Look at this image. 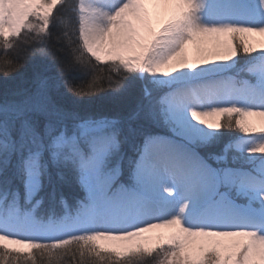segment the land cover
I'll use <instances>...</instances> for the list:
<instances>
[{"label": "snow or ice", "instance_id": "6c2138e0", "mask_svg": "<svg viewBox=\"0 0 264 264\" xmlns=\"http://www.w3.org/2000/svg\"><path fill=\"white\" fill-rule=\"evenodd\" d=\"M69 3L3 0L0 48L30 46L58 73H37L22 96L0 101V264H264V213L236 204L254 193L264 202V82L233 72L238 57H264V39L253 41L264 25L201 23L264 11V0H75L72 16ZM77 67L116 78L76 87L67 74ZM136 73L152 87L137 97L128 83L119 117L59 92L63 83L81 99L119 94ZM196 85L215 87L193 103ZM138 121L160 131L137 134ZM226 132L242 153L221 144ZM64 183L77 191L71 202Z\"/></svg>", "mask_w": 264, "mask_h": 264}, {"label": "trees", "instance_id": "16d2710c", "mask_svg": "<svg viewBox=\"0 0 264 264\" xmlns=\"http://www.w3.org/2000/svg\"><path fill=\"white\" fill-rule=\"evenodd\" d=\"M75 10V0H70V3L67 8L62 9L65 15L72 16ZM74 19V17H73ZM54 31H59V28H54ZM54 51V48H49V52ZM252 57H238V66L240 68V73L242 76L251 77L248 65L252 62ZM9 62L12 65H21L19 69L16 67H9ZM242 68V69H241ZM51 73L56 75L58 73L57 68L54 65L53 60L49 56H42L36 54V52L27 45L18 44L14 49L5 51L3 48H0V101H7L10 98H17L22 96L25 93V90L29 87L32 79L37 73ZM112 76L113 79L116 78V73H109L107 70H104L100 73H96L91 70H85L83 68L77 67L67 74V79L71 82L73 86L84 87L85 89L90 86L95 76H100L102 79V86L104 88L108 87V77ZM58 79L59 76H57ZM152 78L145 77L140 78L138 73L133 74L130 78V81L126 83L125 88L119 93L114 94L112 92L99 93V96L78 98L77 96L72 95L71 92L67 90L63 83L60 84L59 92L62 95L64 101L70 105L79 108L81 111L85 112H103L110 117H119L126 115L128 111L127 104L123 101L128 95V83H134L133 94L139 96L145 86L149 89L152 87ZM142 122H133L131 127L136 129L137 134L141 130L147 131H157L159 129H149L145 124L144 128L141 129L140 125ZM123 135H128V124H123ZM229 140H235V135L230 133H225L221 138V144L228 142ZM234 142V141H233ZM123 148L125 151H128V144H124ZM205 151H219V146H213ZM241 153L243 150L238 149ZM53 182L60 184L59 177L53 173ZM61 190L64 195H66L71 202L73 197L77 195V191L68 183H64L61 186ZM49 189L43 190L39 195L45 196L47 202ZM251 196L241 197L238 199L239 202L248 203L249 200H252ZM46 206V205H45ZM76 259H79L78 257ZM64 264H76V261L71 257L64 258Z\"/></svg>", "mask_w": 264, "mask_h": 264}, {"label": "rangeland", "instance_id": "374dc122", "mask_svg": "<svg viewBox=\"0 0 264 264\" xmlns=\"http://www.w3.org/2000/svg\"><path fill=\"white\" fill-rule=\"evenodd\" d=\"M229 23H241V24H248V25H253V26L264 25V11L258 10L255 13H242V14H239L237 16H231V20L229 21ZM259 40H261L259 38V36L253 37L254 42L259 41ZM262 46H264V45H260L259 43L256 44V47H258V48L262 47ZM252 58H253V60L251 62L252 64H251V67H249V71L253 75L251 77H259L262 80V82H264V57L255 56ZM238 63H239V61L237 58V63L233 67V72H235L241 76V74H239V72L241 70L238 66ZM138 75L140 76V78L149 77V76H147V74L138 73ZM241 77H242V79L240 80V83L247 85L250 82V80H248L247 78H243V76H241ZM156 82L162 84L165 81L163 79H160V80H157ZM224 87L226 89H230L232 91V95H231V97H229L230 99L235 100V101H241L242 92H243L242 89L233 88L232 81H228V83L226 85H224ZM191 91L192 92L195 91L194 86L187 89V93L191 92ZM234 143L237 145L238 149L243 150V148L239 147V145L242 142L236 140V141H234ZM247 146H248L247 143H245L244 147H247ZM236 204H237L238 209L243 213H249V214H251V213H257V214L264 213V202H262L259 199V196L256 193L252 197V200H249L248 203H242L240 205L236 202Z\"/></svg>", "mask_w": 264, "mask_h": 264}, {"label": "bare ground", "instance_id": "6f19581e", "mask_svg": "<svg viewBox=\"0 0 264 264\" xmlns=\"http://www.w3.org/2000/svg\"><path fill=\"white\" fill-rule=\"evenodd\" d=\"M110 2V0H85V3L89 4V5H107ZM3 11V0H0V13H2ZM231 20V16H224V17H215V16H210L205 14L201 20V23H213V22H223V23H229V21ZM259 38L262 40L264 39V37H260ZM190 50H191V46H190ZM197 89H196V93L195 92H188L187 95L190 99H192V102L195 103V98L196 97H203L207 94L208 91H211L215 86H208V89H205L199 85H196ZM198 92V93H197ZM252 119H257V118H252ZM159 231V230H157ZM12 246V245H10Z\"/></svg>", "mask_w": 264, "mask_h": 264}]
</instances>
